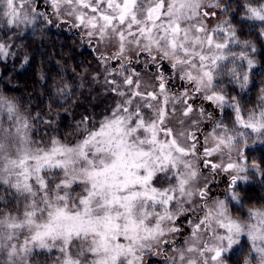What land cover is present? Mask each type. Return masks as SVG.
I'll return each instance as SVG.
<instances>
[{
	"label": "clouds",
	"instance_id": "obj_1",
	"mask_svg": "<svg viewBox=\"0 0 264 264\" xmlns=\"http://www.w3.org/2000/svg\"><path fill=\"white\" fill-rule=\"evenodd\" d=\"M0 264H264V0H0Z\"/></svg>",
	"mask_w": 264,
	"mask_h": 264
}]
</instances>
